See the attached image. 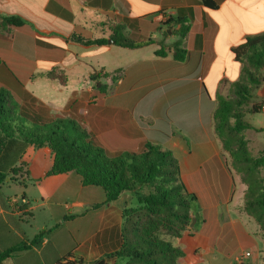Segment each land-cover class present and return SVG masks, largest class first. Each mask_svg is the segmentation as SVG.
<instances>
[{
	"label": "crops",
	"instance_id": "1",
	"mask_svg": "<svg viewBox=\"0 0 264 264\" xmlns=\"http://www.w3.org/2000/svg\"><path fill=\"white\" fill-rule=\"evenodd\" d=\"M212 1L216 9L202 0H0V21L18 17L33 29L0 26V89L22 103L65 111L102 144L123 141L139 150L146 140L172 152L201 200L179 264H239L244 252L251 253L245 264H264V232L245 211L248 187L214 121L218 96H227L241 75L233 50L264 34V0ZM115 27L144 45L83 43L111 40ZM177 42L186 51L183 61L172 53L156 55ZM54 71L66 76L65 83L50 79ZM100 71L122 74L114 85L111 77L99 79L113 85L103 99L94 97L97 81L91 79ZM16 76L30 79L21 84ZM255 96L264 101V82ZM258 114L264 115V106ZM247 116L264 133V118ZM245 138L252 155L264 157V142L255 151ZM37 150L18 163L30 162L25 173L0 186V253L20 250L1 264H119L115 254L135 220L128 216L140 207L138 195L108 202L101 188L84 186L76 173L48 177L53 156L41 164L32 157ZM222 174L229 181L226 195ZM215 190L219 200L211 203Z\"/></svg>",
	"mask_w": 264,
	"mask_h": 264
},
{
	"label": "trees",
	"instance_id": "2",
	"mask_svg": "<svg viewBox=\"0 0 264 264\" xmlns=\"http://www.w3.org/2000/svg\"><path fill=\"white\" fill-rule=\"evenodd\" d=\"M202 1L209 9L218 6L212 0ZM0 26L33 32L31 25L18 17H4ZM114 30L111 40L116 45L124 48L144 45L119 33L117 27ZM107 42L104 39L83 41L88 45ZM169 53L181 62L186 51L177 42L171 47L162 45L156 55L166 57ZM233 53L242 64L241 75L227 96L217 98L215 131L229 153L233 167L248 187L245 211L255 218L264 232V157L252 155L245 138L246 131H261L252 126L246 116L261 113L264 106V101H257L255 96V91L264 82V34L247 38ZM48 75L52 80L66 81V76L56 71ZM107 77H111L114 85L122 74L119 71L111 76L102 71L94 73L91 79L97 81L95 98L103 99L113 90V85L109 87L99 82ZM16 78L21 84L30 79ZM141 143L139 150L123 141L102 144L79 121L53 116L48 107L22 103L0 89V186L10 175L18 171L25 173L30 162H21L19 167L18 163L28 150L47 147L53 155L48 177L76 173L84 186L101 188L108 202L128 192L138 195L140 207L131 210L128 216L129 222L137 214V221L130 224L129 233L115 254L119 264H179L185 256L182 240L191 237L197 226L191 228L190 224L194 218L199 220L197 209L201 200L187 187L172 152L146 140ZM213 161L215 159L204 167ZM220 187L226 195L229 181L224 174L220 177ZM144 189H148L147 194L143 193ZM219 193L213 192L211 203L219 200ZM43 233L40 232L37 238ZM19 251L12 249L0 253V264Z\"/></svg>",
	"mask_w": 264,
	"mask_h": 264
},
{
	"label": "rangeland",
	"instance_id": "3",
	"mask_svg": "<svg viewBox=\"0 0 264 264\" xmlns=\"http://www.w3.org/2000/svg\"><path fill=\"white\" fill-rule=\"evenodd\" d=\"M48 82V84H57V83H54L52 81H46ZM51 114L53 116H60V117H65V115L67 113H65V111H62L60 110V113H55L54 110L51 111ZM58 112V111H57ZM264 118V115L263 114H253V115H249L247 116V119H251L252 121H256L257 119L260 120V119H263ZM77 121V120H75ZM246 136L253 141L254 145V150L257 151V150H260L261 147H262V144L264 142V133L261 132V131H256V130H250V131H247L246 132ZM37 156L38 157V160H39V163L41 164H44L45 162H50L52 160V153L50 151L49 148L47 147H44V148H41L39 150H37L36 152H33V156L32 157H35ZM148 192V189H144L143 190V193L147 194ZM137 214H135V220L132 221L133 224L137 221ZM133 219V218H132ZM190 227H191V224H190ZM194 227V226H193ZM191 227V228H193Z\"/></svg>",
	"mask_w": 264,
	"mask_h": 264
},
{
	"label": "built area",
	"instance_id": "4",
	"mask_svg": "<svg viewBox=\"0 0 264 264\" xmlns=\"http://www.w3.org/2000/svg\"><path fill=\"white\" fill-rule=\"evenodd\" d=\"M250 256H251V253H250V252H244V253L242 254V258H241L239 264H245V263L242 261V259L245 258V257H250Z\"/></svg>",
	"mask_w": 264,
	"mask_h": 264
},
{
	"label": "water",
	"instance_id": "5",
	"mask_svg": "<svg viewBox=\"0 0 264 264\" xmlns=\"http://www.w3.org/2000/svg\"><path fill=\"white\" fill-rule=\"evenodd\" d=\"M108 42H109V43H114V41H112V40H109ZM194 223H195V219L192 220V222H191V227L194 226Z\"/></svg>",
	"mask_w": 264,
	"mask_h": 264
}]
</instances>
